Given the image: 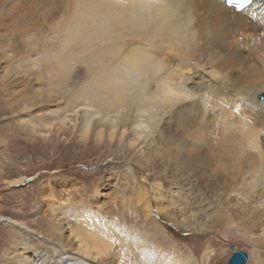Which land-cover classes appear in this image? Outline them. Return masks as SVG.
Listing matches in <instances>:
<instances>
[{"label":"bare ground","instance_id":"1","mask_svg":"<svg viewBox=\"0 0 264 264\" xmlns=\"http://www.w3.org/2000/svg\"><path fill=\"white\" fill-rule=\"evenodd\" d=\"M16 14L29 18L27 31L16 36L18 52L11 55L12 26L6 22ZM1 71L0 114L15 115V121L0 129L13 138L25 132L36 141L54 125L32 117L48 111L58 131H64L68 114L83 112L82 138L95 119L100 139L106 133L112 141L120 125L125 128L121 139L129 134L126 154L147 139H158L159 145L145 148L139 162L177 176L176 185L181 181L218 202L223 239L241 233L236 219L224 215L230 211L227 201L256 198L259 186L264 196V1L239 12L224 0H0ZM15 176L6 183L11 189L37 179ZM39 177L42 221L18 213L6 219L0 264H210L209 251L200 261L192 253L194 261L166 242L165 221L180 229L191 222L190 217L181 223L175 219L180 206H187L177 191L167 199L162 184L121 182L136 196L135 215L153 226L134 229L106 218L116 207L126 220L131 210L130 199L117 202V193L104 201L102 192L110 183L104 181L92 200L97 211L83 214L85 206L75 203L86 197L85 189ZM11 199L14 207L19 202L25 207L23 199ZM92 203L86 207L93 208ZM242 215L247 221L251 216L254 228L242 231L252 248L251 262L264 264V235L257 236L255 214L250 209Z\"/></svg>","mask_w":264,"mask_h":264},{"label":"rangeland","instance_id":"2","mask_svg":"<svg viewBox=\"0 0 264 264\" xmlns=\"http://www.w3.org/2000/svg\"><path fill=\"white\" fill-rule=\"evenodd\" d=\"M12 14L13 11L11 10V18ZM23 15L24 14H20V16ZM16 16L22 18L20 19L21 21H19V18L15 17L13 22L11 20V22H6L8 24L7 26H12L11 33H9L8 36L9 39H11L12 48L14 47L11 55H16L18 52L20 38L17 37L19 36V33L27 31L24 26L27 25L25 20L29 18V16L20 17L17 14ZM18 30L19 32H17ZM175 57L179 61L178 63H180L181 59L177 58V56ZM171 62L172 65H176L173 60H171ZM25 70L28 73V68ZM192 73H194L193 70L190 74L192 75ZM4 74L5 71L0 72V76H4ZM216 86H218V83H216ZM261 97L264 99V96ZM258 101H260V99H258ZM210 106L211 103L209 104V107ZM127 108L128 105L126 106V109ZM46 112L48 111L42 112L35 119L32 117L34 121L37 120L38 122H41L43 120V123L46 125H54L52 128L44 130L46 132L45 138H38L35 139L36 141H31L30 136L25 132H20L22 133L20 136L13 138L14 136L11 134L9 135L7 130L4 128L0 129V233L1 230L4 231V229L1 228V225L5 224L7 222L6 219L12 217L14 213L25 214L35 220H41L40 218H43L42 205L39 203L36 196L41 187L39 184L41 180L39 177L40 175L46 178L43 180L57 178L59 181H72L77 183L78 187L85 189L86 197H83L84 200L82 198L79 200L80 203H75L76 206H85L86 210L83 214H85V212L90 214L97 211V207L92 203V200H94L97 193L102 192L101 184L104 181L106 184L110 183L108 191L102 192L105 193V195L107 194L104 201H110L118 195L117 202H119V200L125 196L130 199L129 209L131 210L126 213V220L122 219L123 216H121V218L118 217L119 215L117 214L116 207L111 209L110 215H107L106 218L120 220L123 224H127L134 229H137L138 226H141L144 223L147 227L153 226L151 225L150 220L145 222V218H143L142 214L139 217L135 215L134 209L136 196L132 194L134 192L129 188L124 190L125 187L121 185V182H131L132 184L145 182L150 187L154 184H162L167 199L171 196V193L177 191L181 195V198H183L182 201L184 200L188 202H186L187 206H180L179 214L175 216V219L180 223L190 217L191 222L184 226L186 228L183 227L184 229H180L178 224L164 222V225L170 230L169 232H165L168 236L166 242H169L168 245H174L171 247L176 253L183 255L182 257L184 258L192 257L191 254L193 253V255L200 261L203 253L209 251L211 253L210 264H227L233 254L232 247H235L238 251L246 252L249 256V262L247 264H252L251 255L249 254L252 251V248L246 239L243 238L242 233L244 232L242 231H254V228L250 226V223H252V221H250L251 216L248 217L247 221L242 213L248 212L251 209V212L255 214L254 224H257V227H259L257 230V236L262 237L264 235V196L261 186L256 188L259 190V194L256 198L252 196L250 198L244 197V199H241L242 202L238 201L229 203L230 201H227V209L230 211H228L229 213L224 212V215L236 219V222L239 225L238 227L241 228V233L237 235L227 234V238L223 239L220 235L218 226L219 218L220 215H223V211L218 209V202L209 201L206 193H198L195 190L190 189L191 186L181 181L176 185L173 180L177 176L171 177L168 173H156L154 170L143 166L139 162L142 158L140 155L145 148L159 145L158 139H147L145 144L138 149H131L128 145V148L134 152H128L126 154L124 153V149H128L124 147H127V144H129V134L127 133V137L121 139V133L125 128H121L120 125H117V132L112 141L106 133H104L102 139H100L99 136H97L98 131L100 130V123H97L98 120L95 119L91 124L88 136L82 138L79 126L82 123L83 112L68 114L73 122H70L69 119L64 127V131H62L63 129L58 131L60 126L57 125V119L48 115ZM131 116L132 115L130 114L126 118V128L130 126L131 120L133 119ZM22 117L25 118V115H22ZM11 121H15V115L0 114V126L11 125ZM131 130L132 129L129 130V133H132ZM16 138H18V141L14 142ZM132 138L133 137L130 139ZM162 139H165L164 135L162 136ZM109 145L111 147L105 148ZM162 153L165 155H172L171 152L166 153V150L162 151ZM160 156L162 157V154H160ZM172 156H177V154ZM98 169L102 170V173L98 174ZM197 170L200 173H203L204 171L201 168H197ZM15 175L24 178L37 177V179L34 180L33 183L20 185L11 189L6 183L14 181V178L16 177ZM49 184L51 185V183ZM13 190H15V192H13ZM114 190L116 192L113 193ZM115 193H117V195ZM32 195L35 197L30 198ZM11 198H17L19 201L23 199L27 205L25 204V207H21V202H19V206L14 207L11 204ZM86 201H88V203H86ZM56 203L57 206H60V203ZM91 203L93 208H87L86 204ZM102 213H104V211ZM103 215L104 214L99 215L100 218H103ZM134 215L136 217H134ZM165 218L169 221L167 215ZM162 219L163 215H161V219L157 218V220ZM191 228L194 230L192 231ZM203 231H208V233L205 234ZM199 232H201L202 236L197 235ZM68 236L69 233H65V237L68 238ZM171 242H173V244ZM47 252L52 254L50 250H47ZM192 260H194V258Z\"/></svg>","mask_w":264,"mask_h":264},{"label":"water","instance_id":"3","mask_svg":"<svg viewBox=\"0 0 264 264\" xmlns=\"http://www.w3.org/2000/svg\"><path fill=\"white\" fill-rule=\"evenodd\" d=\"M261 100L263 97L260 98ZM233 254L231 255L227 264H247L249 261V256L246 252L238 251L235 247H232ZM67 264H75L69 262Z\"/></svg>","mask_w":264,"mask_h":264},{"label":"snow or ice","instance_id":"4","mask_svg":"<svg viewBox=\"0 0 264 264\" xmlns=\"http://www.w3.org/2000/svg\"><path fill=\"white\" fill-rule=\"evenodd\" d=\"M240 2L245 3V4H250L252 0H240ZM243 11V9H241Z\"/></svg>","mask_w":264,"mask_h":264}]
</instances>
